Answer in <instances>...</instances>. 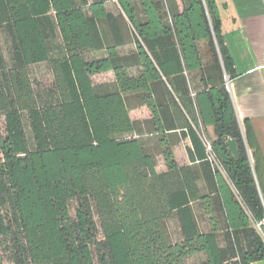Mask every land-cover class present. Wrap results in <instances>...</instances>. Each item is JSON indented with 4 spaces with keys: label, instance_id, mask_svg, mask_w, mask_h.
Returning a JSON list of instances; mask_svg holds the SVG:
<instances>
[{
    "label": "trees",
    "instance_id": "16d2710c",
    "mask_svg": "<svg viewBox=\"0 0 264 264\" xmlns=\"http://www.w3.org/2000/svg\"><path fill=\"white\" fill-rule=\"evenodd\" d=\"M109 1L0 0V247L8 261L263 260L264 190L257 168L245 170L226 87L235 75L222 28L227 0H114L117 13ZM38 63L52 81L35 90L29 66ZM109 71L113 81L93 82ZM139 107L148 118L130 117ZM177 131L190 139L191 164L175 159Z\"/></svg>",
    "mask_w": 264,
    "mask_h": 264
},
{
    "label": "crops",
    "instance_id": "0c3cea01",
    "mask_svg": "<svg viewBox=\"0 0 264 264\" xmlns=\"http://www.w3.org/2000/svg\"><path fill=\"white\" fill-rule=\"evenodd\" d=\"M227 2L229 11L223 18L222 28L224 43L232 57L235 75L228 79L226 87L251 166L257 168L264 190V0ZM148 117L149 114L146 118ZM207 131L212 135L211 127H207ZM176 135L179 137L173 147L176 161L180 165L191 164L187 153V148L192 147L190 139L187 136L182 137L179 131ZM156 160V170H164L162 157L157 155ZM252 264H264V259Z\"/></svg>",
    "mask_w": 264,
    "mask_h": 264
},
{
    "label": "rangeland",
    "instance_id": "374dc122",
    "mask_svg": "<svg viewBox=\"0 0 264 264\" xmlns=\"http://www.w3.org/2000/svg\"><path fill=\"white\" fill-rule=\"evenodd\" d=\"M106 6H107V9L109 11H111L113 13L118 12V6L114 0H110ZM225 17H226V13H224V18ZM0 43L2 46L3 55H4L5 59L7 60L6 37L1 32H0ZM130 48L131 47H129V46L124 47L121 49V52L125 53V52L129 51ZM29 73H30V77L32 79L35 90L45 88L51 84L52 75H51V72H50L46 63H38V64H33V65L29 66ZM113 79H114L113 73L110 71L95 74L92 77V80L94 83L111 82ZM148 114H149L148 110L145 109L144 107H141L138 109H133L130 111V116L132 119L141 120V119L146 118L148 116ZM3 127H4L3 117L0 116V129H3ZM24 128H25L26 134L29 138L30 132H29V128H28V125L26 122H25ZM142 138L146 143L151 142L150 137H148V136H144ZM76 204H77V202L75 200H71L69 203V209H70L71 215H74V210H75ZM94 218H95V220H97V218L95 216H94ZM169 229H170V233L174 239L176 236V225L174 222L169 223ZM192 260H195V259H192ZM0 264H10V262L7 259L6 254L3 252L1 247H0Z\"/></svg>",
    "mask_w": 264,
    "mask_h": 264
},
{
    "label": "built area",
    "instance_id": "2783aa9c",
    "mask_svg": "<svg viewBox=\"0 0 264 264\" xmlns=\"http://www.w3.org/2000/svg\"><path fill=\"white\" fill-rule=\"evenodd\" d=\"M225 79H227V77H225ZM227 86V85H226ZM202 142L205 148V152H206V158L207 160L212 164L217 166L218 168L220 167L213 151H212V147H211V142L206 138V136L202 135Z\"/></svg>",
    "mask_w": 264,
    "mask_h": 264
},
{
    "label": "water",
    "instance_id": "95a60500",
    "mask_svg": "<svg viewBox=\"0 0 264 264\" xmlns=\"http://www.w3.org/2000/svg\"><path fill=\"white\" fill-rule=\"evenodd\" d=\"M228 84V79H226V85ZM227 147H228V150L230 151V153L236 157L238 155V151H237V148H236V143H235V140L234 139H228L227 140ZM245 170L249 171L252 169V166H251V162L249 160V163L246 164L245 166Z\"/></svg>",
    "mask_w": 264,
    "mask_h": 264
}]
</instances>
